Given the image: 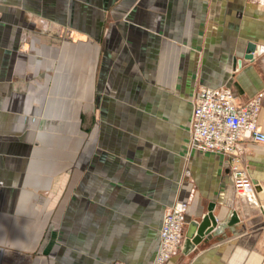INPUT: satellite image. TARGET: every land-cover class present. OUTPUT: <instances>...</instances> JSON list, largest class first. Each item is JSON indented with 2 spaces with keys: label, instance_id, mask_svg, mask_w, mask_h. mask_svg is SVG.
Instances as JSON below:
<instances>
[{
  "label": "crops",
  "instance_id": "crops-1",
  "mask_svg": "<svg viewBox=\"0 0 264 264\" xmlns=\"http://www.w3.org/2000/svg\"><path fill=\"white\" fill-rule=\"evenodd\" d=\"M263 48L264 0H0V264H153L178 203L169 264H264V144L241 158L254 202L190 149L200 87L263 94L264 132ZM211 210L245 232L188 249Z\"/></svg>",
  "mask_w": 264,
  "mask_h": 264
},
{
  "label": "built area",
  "instance_id": "built-area-1",
  "mask_svg": "<svg viewBox=\"0 0 264 264\" xmlns=\"http://www.w3.org/2000/svg\"><path fill=\"white\" fill-rule=\"evenodd\" d=\"M51 30L50 25L43 32ZM33 38L28 32L23 36L26 46ZM264 52V48L261 49ZM254 54V53H253ZM237 64L235 72L241 67ZM263 94L241 104L231 88L200 87L193 100V114L190 127V149L222 154L230 158V172L237 196L254 202L255 184L248 171L242 166L245 141L264 144V132L259 126V113ZM188 205L178 203L168 209L160 231V246L153 264H169L184 243L186 212ZM114 264H124L117 262Z\"/></svg>",
  "mask_w": 264,
  "mask_h": 264
},
{
  "label": "water",
  "instance_id": "water-1",
  "mask_svg": "<svg viewBox=\"0 0 264 264\" xmlns=\"http://www.w3.org/2000/svg\"><path fill=\"white\" fill-rule=\"evenodd\" d=\"M255 49L254 45L249 46L248 57H253ZM222 230H225V232L222 233ZM243 232H245V226L237 213H233L229 220L222 224L218 222L211 210L201 220L190 224L187 234L188 249L200 246L199 249L201 250L212 243H218Z\"/></svg>",
  "mask_w": 264,
  "mask_h": 264
}]
</instances>
